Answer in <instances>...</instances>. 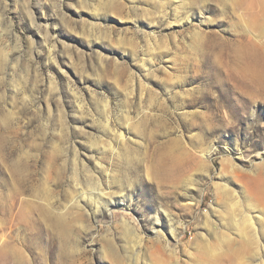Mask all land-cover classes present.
Listing matches in <instances>:
<instances>
[{
	"label": "rangeland",
	"instance_id": "rangeland-1",
	"mask_svg": "<svg viewBox=\"0 0 264 264\" xmlns=\"http://www.w3.org/2000/svg\"><path fill=\"white\" fill-rule=\"evenodd\" d=\"M253 63L264 0H0V264H264Z\"/></svg>",
	"mask_w": 264,
	"mask_h": 264
},
{
	"label": "bare ground",
	"instance_id": "bare-ground-1",
	"mask_svg": "<svg viewBox=\"0 0 264 264\" xmlns=\"http://www.w3.org/2000/svg\"><path fill=\"white\" fill-rule=\"evenodd\" d=\"M254 39L252 38H249L247 35H244L242 37V43L245 45V48H246V52L247 53H250V55H248V58H250L251 55L253 56H257V54H261V51H260V48H261V45L260 44H257L253 41ZM244 48V50H245ZM258 65H259V62H257ZM254 64V63H253ZM236 79L241 81L242 83H244L248 88H254L256 87L257 84L263 82V78L260 74V69L259 67L254 64L253 65V70L251 71L250 69H248L247 67L243 70H241V72H239V75L236 76ZM121 138H123V134L120 135ZM19 168L16 167V171L18 172ZM43 209L45 206H42ZM42 209V211H43ZM51 211V208L49 206L45 207L44 209V219H43V222L44 224H48V223H52L53 221H55V223H58L59 226L62 228L61 229V232L62 234H66V231H67V228H68V225L64 222L63 220V217L60 215L58 216H51L50 214H48V212ZM233 219V217H231ZM232 222V225L233 227H242V231H245V229L243 227H249V223H248V220L247 218L244 217L243 221L242 220H237L235 219L234 220H231Z\"/></svg>",
	"mask_w": 264,
	"mask_h": 264
}]
</instances>
